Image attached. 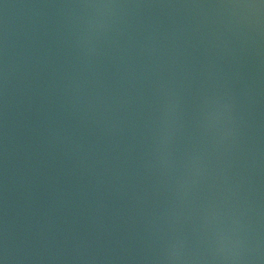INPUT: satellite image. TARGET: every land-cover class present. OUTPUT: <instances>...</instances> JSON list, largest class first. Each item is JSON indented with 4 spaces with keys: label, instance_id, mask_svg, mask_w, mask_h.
<instances>
[{
    "label": "water",
    "instance_id": "95a60500",
    "mask_svg": "<svg viewBox=\"0 0 264 264\" xmlns=\"http://www.w3.org/2000/svg\"><path fill=\"white\" fill-rule=\"evenodd\" d=\"M0 264H264V0H0Z\"/></svg>",
    "mask_w": 264,
    "mask_h": 264
}]
</instances>
